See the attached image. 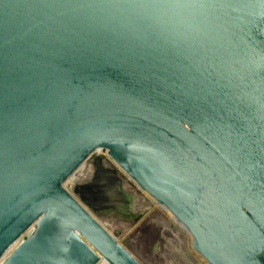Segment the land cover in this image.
<instances>
[{"label":"water","instance_id":"water-1","mask_svg":"<svg viewBox=\"0 0 264 264\" xmlns=\"http://www.w3.org/2000/svg\"><path fill=\"white\" fill-rule=\"evenodd\" d=\"M123 174L264 264V0H0V264H141L99 219L145 215Z\"/></svg>","mask_w":264,"mask_h":264},{"label":"rangeland","instance_id":"rangeland-1","mask_svg":"<svg viewBox=\"0 0 264 264\" xmlns=\"http://www.w3.org/2000/svg\"><path fill=\"white\" fill-rule=\"evenodd\" d=\"M105 154L106 152L102 151L101 155L104 156ZM89 167L91 168L89 169ZM89 167L88 172L86 171L88 176L91 175L93 170L91 165ZM84 180L86 179L82 181ZM68 187L71 188L70 185ZM138 202L139 199L134 209L137 212L143 211L141 203ZM99 219L141 264H202L201 261L206 264V261L194 249H192V253L188 248L186 233L170 226V222H167L166 219L164 221V218L160 214L154 213V211L152 213L145 211L141 221L135 225H130L126 221L113 216H99ZM183 233H185L184 236Z\"/></svg>","mask_w":264,"mask_h":264},{"label":"bare ground","instance_id":"bare-ground-1","mask_svg":"<svg viewBox=\"0 0 264 264\" xmlns=\"http://www.w3.org/2000/svg\"><path fill=\"white\" fill-rule=\"evenodd\" d=\"M107 164L111 165L113 168H116L117 165L115 163H113L110 159V157L108 155H104ZM91 164L87 163L82 169L81 171L78 173V175L73 176L70 181H69V185L70 186H74L76 183L81 182L83 179H88V171L91 167H89ZM89 167V169H88ZM118 169V168H117ZM120 170V169H119ZM87 171V172H86ZM93 172V170H92ZM91 172V174H92ZM86 175V176H85ZM124 176V181H125V187L131 191L132 193H134L136 195V197L139 199V202L141 203V206L143 207V211H147L148 213H152V211H154V213H158L161 215L162 218H164L167 220V222H170L169 225L170 226H174L176 227V229L183 231L186 233L187 235V239H188V248L190 249V251H192L193 253V248H192V238L191 236L186 232V230L177 222V220L174 218V216L165 208H163L162 206H160V204H158L153 198H151L150 195H148L146 192H143L141 190L138 189V187L136 186V184L134 182H132V180L126 176L125 174H123ZM68 185V186H69ZM138 202V203H139ZM157 216V215H156ZM168 224V223H167ZM127 228V227H126ZM119 229V228H118ZM132 229V228H131ZM129 230V229H128ZM175 230V229H174ZM123 231V230H121ZM111 232V231H110ZM178 232V231H177ZM176 232V233H177ZM128 233V232H127ZM180 233V232H179ZM183 233V236L184 234ZM126 235V234H123ZM182 235V233H181ZM186 237V236H185ZM186 239V238H185ZM119 240V239H118ZM186 242V240H185ZM186 244V243H185ZM188 249V250H189ZM188 253V252H187ZM190 254V253H189ZM188 254V255H189ZM191 256V255H190ZM192 257V256H191ZM196 257V256H195ZM199 258V257H198ZM193 259V257H192ZM195 259V258H194ZM191 260V259H190ZM196 260V259H195ZM199 260V259H198ZM195 262V261H194ZM197 262V261H196ZM201 263L203 264V262L201 261ZM195 264V263H194ZM207 264V263H206Z\"/></svg>","mask_w":264,"mask_h":264}]
</instances>
